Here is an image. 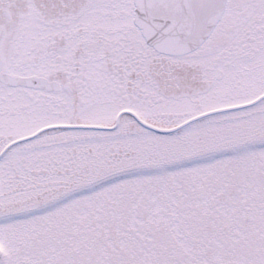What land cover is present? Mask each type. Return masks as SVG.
<instances>
[{
    "label": "snow or ice",
    "instance_id": "snow-or-ice-1",
    "mask_svg": "<svg viewBox=\"0 0 264 264\" xmlns=\"http://www.w3.org/2000/svg\"><path fill=\"white\" fill-rule=\"evenodd\" d=\"M0 264H264V0H0Z\"/></svg>",
    "mask_w": 264,
    "mask_h": 264
}]
</instances>
